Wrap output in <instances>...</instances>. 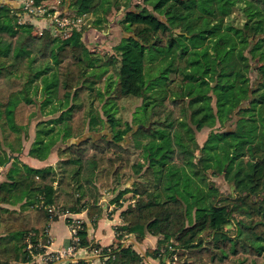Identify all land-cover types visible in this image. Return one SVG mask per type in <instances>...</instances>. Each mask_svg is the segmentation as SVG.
<instances>
[{"label": "trees", "instance_id": "1", "mask_svg": "<svg viewBox=\"0 0 264 264\" xmlns=\"http://www.w3.org/2000/svg\"><path fill=\"white\" fill-rule=\"evenodd\" d=\"M61 1L84 15L67 36L40 33L41 20L22 23L19 5L0 0V166L13 156L0 180V264L44 253L61 214L87 211L81 245L100 246L89 228L115 191L117 208L128 204L101 264H146L123 246L129 235L157 236L148 255L173 240L188 264H264V0ZM114 10L127 35L102 54L85 33L103 36ZM131 97L142 102L122 125L120 101ZM34 120L32 157L65 144L53 165L14 155ZM219 175L229 194L212 181ZM237 212L249 219L248 240L227 227Z\"/></svg>", "mask_w": 264, "mask_h": 264}, {"label": "built area", "instance_id": "2", "mask_svg": "<svg viewBox=\"0 0 264 264\" xmlns=\"http://www.w3.org/2000/svg\"><path fill=\"white\" fill-rule=\"evenodd\" d=\"M57 5L40 2L36 0H20L19 15L20 22H34L41 20L43 23H35L39 27V32L42 33V28H50L55 34L67 36L75 27H82L85 24L84 15H76L68 10L66 5L57 1ZM62 4V5H61ZM72 214H61L65 219ZM60 216V217H61ZM72 217V223L69 224L71 230V238L67 245H64L53 251H46L38 256L42 257V261L46 264L50 263H71L81 259H88L96 264L104 263L109 257L112 250L110 245L107 246V252H103V245L95 247H87L81 245V239L78 230L81 228L84 220L79 217ZM136 239L129 235L123 239V246H134ZM50 245V244H49ZM48 247V246H47ZM46 247V248H47ZM146 264H188L187 254L182 253V247L175 241L166 243L161 247L156 255L142 254Z\"/></svg>", "mask_w": 264, "mask_h": 264}, {"label": "rangeland", "instance_id": "3", "mask_svg": "<svg viewBox=\"0 0 264 264\" xmlns=\"http://www.w3.org/2000/svg\"><path fill=\"white\" fill-rule=\"evenodd\" d=\"M46 3H50L51 5H57L59 0H44ZM137 1H142V0H134V2ZM61 3L65 6V2L61 1ZM61 4V5H62ZM122 12L123 11H116L114 10L113 13L109 16L110 19L113 21V25L111 26L110 30H107V32H103L101 31V33L103 34V36H93L94 33H96L98 30L97 29H91L90 32L89 30H86L87 32L85 33V40L87 41V43L89 45H91L92 47H94L96 49V51H98L99 53H102L104 51H109V53H111L112 51V46L116 43H118V41L120 40V38L124 37V35L126 34L125 32L122 31L120 25H119V20L122 17ZM99 35V34H98ZM127 35V34H126ZM103 54V53H102ZM135 58H132L131 62L134 61ZM137 67H142V63L141 62H134ZM39 91L34 93V97L38 98L39 97ZM142 99L139 98H135V97H131V98H126V99H122L120 101V109L117 112V117L120 119V124L124 125L125 122H132V118H133V113L135 111V109L141 104ZM35 131H36V120H34L30 126V131H29V137L27 140H25L24 142V148L25 151L27 152L30 147L31 144L34 140L35 137ZM211 128H204L201 131H197V139L199 141L200 144H203L204 141L207 139L208 134L210 133ZM64 146L65 144L60 142L57 146H55L54 152H56L55 150L58 148V146ZM136 149V148H135ZM136 153H139V150L136 149L135 150ZM55 154V153H54ZM24 155V154H23ZM21 155V158L23 162L26 161L25 157ZM1 169V166H0ZM5 170V169H4ZM3 171V170H2ZM1 173V170H0ZM129 174V172H127L126 176ZM137 179V178H135ZM212 181H214V183L220 188V190L222 192H224L225 194H229L230 192H232V187L231 185L225 180L223 175H219V176H211ZM130 180L126 177L123 178V183L121 185L122 187H126L127 186H131V182H129ZM116 191L115 192H111L110 194H106V196H111L110 198H114L116 196ZM113 194V196H112ZM132 195H134L133 192H129L126 194V197H132ZM127 206V205H126ZM248 226H249V219L247 218V216L241 215V213L237 212L235 213L232 221L227 225V227L229 229H231V232H235L234 234L236 235V229L237 227H240L243 231H244V235L242 236L243 240H248V235L246 233V231H248ZM157 244L153 242H135L134 247L141 253L144 254L147 252V249L150 248H154ZM96 264V263H95Z\"/></svg>", "mask_w": 264, "mask_h": 264}, {"label": "crops", "instance_id": "4", "mask_svg": "<svg viewBox=\"0 0 264 264\" xmlns=\"http://www.w3.org/2000/svg\"><path fill=\"white\" fill-rule=\"evenodd\" d=\"M2 1L13 3L14 5H20V0H2ZM29 150L26 152L24 148L21 153L14 154V155H18L20 160H22L21 155L24 156L26 159L24 163H27L33 167H44L47 165H53L58 160L57 149L55 150L56 152H54V149H53L50 156L45 160H40L38 158L32 157L29 154ZM12 159H13V156L11 155L10 161L8 162L9 165ZM8 164L1 166L0 180L4 177V169H6ZM110 197L111 196H104L103 204L106 209L105 214L98 220V223L96 224L95 227L90 226L89 228V237L93 239L94 242L99 243L100 245H103V246L110 245L114 242L115 234H116L115 226L121 223V220H122L121 211L128 204V201L124 202L123 200H120V204L123 202V206L122 208L121 207L117 208L115 202H113ZM74 216L82 218L85 222L89 223V216H88L87 211L76 213L74 214ZM49 233H50L52 240H51L50 245H48V247L46 248V251L56 250L69 243L70 238H71V230L64 216L59 217L57 220L51 221L50 227H49ZM148 241L153 242V244L156 243L157 236L148 235L145 238L144 242L146 243ZM94 260L91 261L92 264H95ZM12 264H46V263L42 261L41 256H37L31 262L23 263V262L15 261V262H12ZM50 264H65V263L57 262V263H50ZM66 264H69V263H66Z\"/></svg>", "mask_w": 264, "mask_h": 264}]
</instances>
